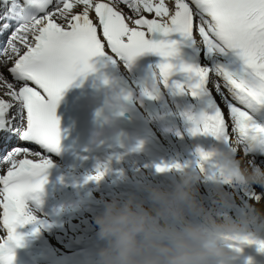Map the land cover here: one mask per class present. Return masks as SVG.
<instances>
[{
    "label": "snow or ice",
    "instance_id": "obj_1",
    "mask_svg": "<svg viewBox=\"0 0 264 264\" xmlns=\"http://www.w3.org/2000/svg\"><path fill=\"white\" fill-rule=\"evenodd\" d=\"M27 2L32 11L22 14L23 22L16 24L0 49V221L6 230L0 242V264H12L14 248L23 243L25 233L17 227L37 219L28 201L38 199L51 164L49 152L58 150L57 103L78 74L92 70L90 57L106 54L130 62L140 54L155 53L162 59L154 75L163 86H169L174 72L187 73V83L174 80L171 84L194 97L208 95L211 108L182 113L192 122L193 135H223L227 140L233 121L245 134L264 133V126L249 122L247 110L264 104V0ZM11 27L4 20L0 33ZM173 36L199 44L208 53L232 50L240 68L176 65L171 58L177 55L180 41ZM144 91L152 96L155 86ZM13 139L21 143L10 144ZM197 152L202 160L211 156L201 148ZM173 166L181 165L156 164L161 171ZM103 175L98 169L86 179L98 181ZM250 195L261 199L256 193ZM236 239L240 244L255 243L264 251V240L252 235Z\"/></svg>",
    "mask_w": 264,
    "mask_h": 264
},
{
    "label": "clouds",
    "instance_id": "obj_2",
    "mask_svg": "<svg viewBox=\"0 0 264 264\" xmlns=\"http://www.w3.org/2000/svg\"><path fill=\"white\" fill-rule=\"evenodd\" d=\"M216 157L212 169L173 166L171 178L145 174L110 198L93 216L94 264H237L240 241L264 225V207L237 206L235 187L264 188V169L243 165L228 152ZM212 183L201 192L206 179ZM31 211L35 212V209Z\"/></svg>",
    "mask_w": 264,
    "mask_h": 264
},
{
    "label": "bare ground",
    "instance_id": "obj_3",
    "mask_svg": "<svg viewBox=\"0 0 264 264\" xmlns=\"http://www.w3.org/2000/svg\"><path fill=\"white\" fill-rule=\"evenodd\" d=\"M221 53L215 52V53H209L208 57L205 55L203 59L202 66L211 67L215 69V66L217 64V61L220 58ZM102 57H100L99 61L103 63L105 67L108 68V70L113 73L116 76L115 82L117 85L120 83L124 88H127L129 91L132 90V93L127 94V97L130 99L131 105L133 104V107H138V109L145 107L143 102H141V98L144 97V101H147V107L145 111L146 116V122L151 130H153L157 141L160 143H163L166 149V153L169 156L171 160V164L174 163H180L182 165L186 166H195L197 162H194L192 159L187 158L184 156V152L181 151V148L186 149V143L183 138L181 137L182 133H184L188 140H189V148L194 150V153L196 155L199 154L197 152L198 148L203 149L204 151H207V145L206 143L210 145H215L219 149L216 151L217 153L223 151L228 152L232 155L231 149L226 144V140L224 141V136L221 135L219 137L212 136L211 134L207 133H197L193 135L189 129L192 127V122L187 120L182 113L185 112H191L198 114L201 110L204 111H211V108L208 105V95H205L204 97H198V96H192L187 92H176V99H171L168 97V95L160 88H156L155 92H153L152 96L145 95L144 93H141V91L136 87V76L135 74L129 70L126 66V64L122 63L121 61L114 59L106 54H101ZM102 58V61H101ZM213 75L218 79V75L213 72ZM135 80L136 82H134ZM144 94V95H143ZM167 97L164 98V97ZM170 109L173 114L175 115V118L180 121L181 129L178 131L176 130V125L173 122L174 116L170 111L167 109ZM250 116V123L253 124H259L261 126H264V104H254L252 107L247 109ZM238 128H235V131L238 133ZM181 133V135H180ZM251 134V137L253 139L250 140V143L257 146L264 145V133L261 132H254L253 130H249ZM260 138L255 139V137ZM254 146V147H255ZM253 147V146H252ZM253 147V148H254ZM169 148V151H168ZM211 152V151H210ZM106 158L101 163V165L104 168L110 169L112 172V177L107 178L108 180L118 181L121 186H125L126 189H129L132 187L135 182L143 175L148 174L152 178L160 181H167L171 178L173 169L168 170V177H162L161 174H153L151 175L148 168L140 165L139 169L142 175L137 176V172L135 169V159L133 158V155L127 152L119 153V152H111L108 154H105ZM215 159V156H211L209 160L207 161H200L203 163L206 167V169L210 170L212 169L210 167V163H213L212 160ZM251 159V158H250ZM252 160V159H251ZM208 164V165H207ZM246 164V163H245ZM252 166H258L262 169H264V165L260 164H253ZM105 177V176H102ZM212 181L208 178H206L202 184H201V192L206 193L208 187ZM205 185V187H203ZM100 186L102 189H104V186L102 182L100 183ZM108 187H110L108 185ZM235 187V190L237 189ZM103 193V192H100ZM100 198L102 196H99ZM103 199H106V197H102ZM240 206L245 205V203L242 201L239 203ZM260 207H264V204L259 205ZM37 212L42 213L43 208L40 206V208L37 209ZM262 225H258L255 230V235L257 239L264 240V227H261ZM24 233V231H23ZM75 233H71L68 235L67 238L61 240V243L64 245L66 250H74L77 247L80 246V244L69 247L67 245L68 242H70L72 239H74ZM41 237V236H39ZM260 237V238H259ZM23 243L26 245H35L34 242H29L26 240L24 236ZM22 243V245H24ZM252 247V248H251ZM253 249H256L257 252H253ZM36 252L41 255V259H44L46 255H50V257L54 261H61L65 264H74L76 261H79L83 264V261L86 257H92L93 258V251H85L82 254L78 255H72L68 256L65 252H58V253H50L47 248L41 247L37 248ZM237 264H264V251H261L258 246L255 243H244L239 245V256L237 260Z\"/></svg>",
    "mask_w": 264,
    "mask_h": 264
},
{
    "label": "rangeland",
    "instance_id": "obj_4",
    "mask_svg": "<svg viewBox=\"0 0 264 264\" xmlns=\"http://www.w3.org/2000/svg\"><path fill=\"white\" fill-rule=\"evenodd\" d=\"M167 109H168V106H167ZM168 111H170V112L172 113V115L174 116V118H175V115L173 114V112H172L170 109H168ZM234 129H235V128H234ZM178 131H179V130H178ZM180 135H181V133H180ZM181 137H182V135H181ZM245 165H247V164H245ZM238 188H239V187H238ZM256 188H257V189H256ZM241 191L247 192V193L249 194V195H247V194H245L244 192H240V193L236 194V195H238L241 199H245V200H243V202H244L245 204H248V203L246 202V199H247V201H253V202L257 203V200L253 199L252 196L250 195L251 193H256V194L260 195L261 199H260L259 202H258V206L261 205V204H264V200H263V197H264V196H263V194H264V188L260 187L259 185H256V186H254V187H243ZM234 193H235V192H234ZM243 193H244V194H243Z\"/></svg>",
    "mask_w": 264,
    "mask_h": 264
}]
</instances>
